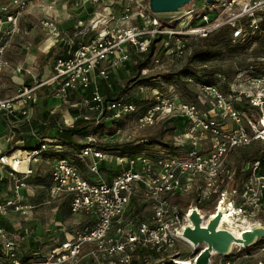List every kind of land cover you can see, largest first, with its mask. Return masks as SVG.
<instances>
[{
    "label": "built area",
    "instance_id": "1",
    "mask_svg": "<svg viewBox=\"0 0 264 264\" xmlns=\"http://www.w3.org/2000/svg\"><path fill=\"white\" fill-rule=\"evenodd\" d=\"M35 1L0 0V74L9 67L6 52L18 33L20 18ZM79 1L73 0V5L78 6ZM114 1L106 8L104 20L89 16V21L78 20L73 27L78 40L64 41L66 52L51 59L50 75L0 97V111L12 122H30L41 100L40 91H48L52 107L76 96L72 107L79 116L93 118L94 126L134 115V127L143 130L161 117L176 119L185 142L152 156H115L116 170L108 181H91L73 161L55 160L46 183L47 194L52 199L67 196L70 214L85 217V223L46 252L35 250L26 256L14 233L0 226V264H178L172 250L179 240L170 228L181 225L182 210L191 200L198 208H212L230 180L235 186V212L264 214V0H215L210 4L193 0L189 8L181 7L163 19L149 11L147 0ZM56 3L48 1L39 23L47 36L59 43L61 32L52 20ZM222 31L228 32L232 44L249 41L251 46L262 40L261 54L253 65L227 78L215 74L216 84L197 82L186 75L184 81L196 91L195 101L182 99L172 86L164 91L145 81H155L163 67L179 64L192 42ZM150 50V60L140 69L135 85L134 97L140 102L106 100L98 83L125 67L133 55ZM75 119L71 116L62 123L71 126ZM51 141L43 139L39 148L25 150L19 157V149L8 155L0 153L1 177L11 184L10 194L0 201L1 217L11 213L26 216L33 209L23 192L33 176L32 165ZM87 143L76 157L90 160L89 170L97 175V161L109 155L97 147L96 140ZM241 152L240 167L235 171L227 167L229 158ZM185 195L189 197L184 203L181 198ZM133 200L148 209L146 214L129 211ZM263 243L260 251H264ZM138 251L145 253L138 255Z\"/></svg>",
    "mask_w": 264,
    "mask_h": 264
},
{
    "label": "rangeland",
    "instance_id": "2",
    "mask_svg": "<svg viewBox=\"0 0 264 264\" xmlns=\"http://www.w3.org/2000/svg\"><path fill=\"white\" fill-rule=\"evenodd\" d=\"M45 1L46 3H44ZM48 1L49 0H42L40 6H38L39 9H32L27 14L26 17L30 23L29 27L22 28V32L14 41V46L12 48L10 47V50L7 53L8 56L12 58L11 61L13 63L23 65V69L26 67V71L22 70V73H24L26 76L24 79V84L32 82V78L30 76L35 77L41 74L43 75L46 73V71H50V60H48L43 67L41 65V61H43L42 59L45 55V49L40 47L42 44H44L43 42L48 36L39 23V19H41L46 14L45 5L48 3ZM114 2V0H80L79 5L74 6L73 0H57L60 12H58L57 15H55L53 12L52 14H54V17L52 18L54 23L57 24L58 29L61 30V37L58 40V42H61V44L59 45L58 43L56 47H54V55H57L61 50H63L64 47H62V44L68 38H70L72 42H76L78 40L79 35L74 33L72 28H67L75 20V18L82 20H86L87 18L88 20V18L91 17L92 19L101 18L104 20L103 14L105 13L106 8L108 6H113ZM58 8L55 7L54 11L56 12V9ZM95 10H97V12H99L101 15L99 16ZM30 14H32L34 17H32ZM169 16L170 15H168V13L160 14L159 18L163 19L168 18ZM261 19L264 20V11L261 14ZM62 22H64V24H68L69 22V25H65L62 28L59 26V24ZM205 43L206 41H200L196 43L197 49L203 50L206 48V51L204 54L195 56L190 60L189 64L196 69H221L222 71L231 72L233 70L239 69L240 66H243L248 62L254 63L256 58L260 56L262 50L261 43L259 42L252 44L247 49L241 48L239 43H219L216 46L208 47ZM25 46L29 47V49L25 50ZM192 49L193 47L189 48L186 57L179 64L172 67H163L162 70L156 76H154L155 81L146 82L152 86H159L160 88H163L164 91L170 88L169 86H172L176 89L182 99L195 101L198 97L194 96L195 94L193 92L196 91L190 86H187L186 88L183 84L186 74L187 76L190 75L189 71L187 70L185 71L187 73L183 74L179 73V70L185 66L187 58L190 55ZM27 57L30 59L33 58L30 60L31 64H27ZM53 57L51 56V59ZM24 60L26 61L25 63ZM36 62L37 65H35ZM122 68L123 67L115 69V71L112 72V77L114 78L112 82V88L113 91H116L117 93L119 92V89H121L120 87H123L124 91L121 93L122 95H120V97L122 100L130 101L135 98L134 93L137 79L134 81H129L132 77L131 73L129 71L123 72ZM0 82L3 83L0 97H5L7 94L9 95L16 88V86L10 81V79L7 78V76H3ZM100 82H102V80ZM105 91H107L109 94H112L110 89H105ZM47 95L48 91H40V102L44 105L48 103ZM75 102H77V100H74L73 102L68 101L67 103H61L60 111L63 121L69 120L68 115H72L71 109H74L72 104ZM175 120L176 119L173 118L161 117L152 127L143 130H137L134 127L135 116L129 115L122 118L119 122H102L99 124V127L91 130L92 132L89 137L81 139V142L87 143L92 138L96 140L101 149H106L107 146H110V149L112 150L109 152L114 157L116 155L127 154L123 146L128 142L132 143L134 146L144 147V149H140L141 153H146L152 156L158 153L160 150H166V148H163L160 143L168 146H181V144L185 142L183 131ZM0 127H3L2 131H0V135L4 134L6 140L8 141L5 149L9 148L12 136L15 134H26L27 132L23 125L18 124L11 126L10 119L2 111H0ZM117 128H120V132L117 131ZM152 140L159 143H149ZM14 142L16 145H18L19 141L17 139ZM116 144H122L121 150H116ZM51 149H54L52 151L54 153H71L70 150L63 147L55 148L54 146L50 145L49 149L47 150ZM45 152L42 153L44 154L43 156L41 154L44 160L41 162V165L38 169L43 175H47L51 171L53 162L58 159L56 157L50 156L51 153L46 154ZM243 157V152L235 153V155H232L227 161V167H230L231 169L233 168L235 171V168L238 169L240 167ZM254 157L255 156L252 158ZM81 164L82 166L80 170L83 176L91 181H108L116 170L115 158H110L109 156L105 160L97 161L96 165L99 173L97 174L98 176L94 175L89 170L88 165L92 164L90 160H85V162L82 161ZM238 176H240V173H238ZM10 185V181L8 180L5 183H0V200L7 197L8 193L11 192ZM30 188L28 190L31 191L27 190L26 193H24L26 200L28 199L27 201H29L30 199V201H33V203L36 205L33 207V209H31L30 213H28L26 216L14 213H11L5 217L0 216V223H4V225L11 229L9 230L14 233L16 242L18 243V248L25 256L31 251L35 250L46 252L62 239V234L64 232H71L85 223L81 215H70L63 206L61 207L60 203L63 200L62 197L52 199L47 195V192L44 188H40V190L37 189L36 194L32 195L33 191ZM188 197L189 195L183 196L181 201L185 203L188 201ZM147 211L148 209L145 208L141 210L140 213L146 214ZM261 245L262 244H258L249 249H242L235 255L223 258L220 264H225L226 261H230V264H264V251H260ZM172 251L177 254L178 259L190 260L196 254L189 246L180 241L176 242L175 248ZM212 264H218L217 259H215Z\"/></svg>",
    "mask_w": 264,
    "mask_h": 264
},
{
    "label": "trees",
    "instance_id": "3",
    "mask_svg": "<svg viewBox=\"0 0 264 264\" xmlns=\"http://www.w3.org/2000/svg\"><path fill=\"white\" fill-rule=\"evenodd\" d=\"M261 24H262V27L264 28V20H262ZM200 41H206L205 44L208 47V46H216L219 43L228 44V43H230V38H229L227 31H222L219 34L212 36L210 38H205V39H201V40L196 41V42H192L191 47H193V49L191 50V53L187 58V62L185 63V66L181 70H179L180 74L187 73L185 71L188 70L190 76H192L195 81L202 82V83H214V84H216V83H218V80L214 76L215 74L225 75L227 78L231 75L232 72L234 73L238 70V69H236V70H233L231 72H228V71H222L221 69H207V68L196 69L193 66H191L189 64L190 60L195 56L204 54V52L206 51V48H204L203 50L196 48V43L200 42ZM257 42L261 43V46H262V43H263L262 40L259 39V40H257ZM239 44H240V47L243 49H247L250 46L249 41L240 42ZM53 50H54V48L51 47L48 50V52L44 55V57L42 59L43 61H41L42 66L51 58V56L53 57V55H54ZM65 50H66V46H64L63 50H61L57 55L64 54L66 52ZM151 53H152V50H150L147 54H144V55H140V56L133 55L132 61L130 63L126 64L125 67L122 68L123 72L129 71L131 73L132 77L130 78L129 81H134L135 79H137L140 69L148 64V61L150 60ZM57 55H54V57ZM249 64L253 65L254 63L248 62L245 65L240 66L239 69L242 67H245ZM113 80H114V78L112 77V72H111L109 74V78L107 79V81H102V82L98 83L99 91H100L101 95H103L105 97L106 100L119 99V98H121L120 97V95H122L121 93H123V91H124L123 87H120L121 89H119V92H117V93H116V91H113V88H112ZM145 81L151 82L150 80H147V79ZM101 83H103V84H101ZM183 84L187 88L188 85L186 84L185 81H183ZM105 89H110L112 91L111 92L112 94L107 93V91H105ZM90 92H91L90 90H87L85 93L87 95H89ZM193 93L195 94L194 96L197 97L196 92H193ZM74 100H76V96L72 97L69 101L73 102ZM132 101L134 103L140 102V100H138V98H134ZM57 106H59V105H56V106L51 107V108H45V109H40L39 107H35L36 110L34 111V115L31 119V124L29 126H26V127H30V128L25 127V129L27 130L26 134H22V135L21 134L20 135L15 134L14 136H12L10 146H9V148H7L5 150L4 153L8 155L17 149L32 150L35 148H39L40 144H42V142H43V139H51L52 141L49 142V145L67 148L68 150H70L71 153H69V154L66 152L54 153V152H52L54 149L46 150L45 153L46 154L51 153L50 156L56 157L58 159L59 158H66V159L73 161V163H75V165L78 167L81 175L83 176V174L80 170L81 166H82V164H81L82 160L78 159L76 157V155L80 152V150L83 147L87 146L88 143L81 142V139L89 137V135L92 132L91 130L96 129L97 127H99V125L94 126L93 118H88V116H79L77 109H71V113H72L71 116L76 117V119L74 120V122L72 123L71 126H66L62 123V114L59 111V107L56 108ZM175 121H177V120H175ZM52 131H53V133H52ZM17 139L22 141L21 145L15 144L14 141ZM149 143L158 144L159 142H155L152 140ZM160 145H162L163 148H166V149H174L173 146H168V145L161 144V143H160ZM97 146H98V148H100L99 144ZM115 146H116L117 151L121 150V148H122V144H116ZM123 147L125 148V151L127 152L126 156H134L137 154H141L140 149H144V147H142V146H134L132 143H128V142L126 144H124ZM101 150L104 153L108 154V153H110L109 151L112 149H110V146H107L106 149H101ZM255 154L256 153L253 152L250 155L251 158L253 156H255ZM247 158H249V157H247ZM46 176L47 175H43L42 173H40V170H39V173L37 175L33 176L31 181L29 179V182H32V185L45 186ZM7 180H8L7 177H1V174H0V183H5ZM9 194H10V192L8 193V195ZM62 198H63V200L60 203L61 207L63 206L67 210V212L70 213L69 207H68L69 206V198L67 196H63ZM1 200H3V199H1ZM143 207H144V205L137 206L136 202L133 200L130 204L129 211L131 213L138 214L143 209ZM0 225H2L3 228L5 230H7L8 232H11L10 231L11 229L9 227H7L6 225H4V223H0ZM63 237H64V235L62 234V239H63ZM144 253H145L144 251H138L137 252L138 255H143Z\"/></svg>",
    "mask_w": 264,
    "mask_h": 264
},
{
    "label": "water",
    "instance_id": "4",
    "mask_svg": "<svg viewBox=\"0 0 264 264\" xmlns=\"http://www.w3.org/2000/svg\"><path fill=\"white\" fill-rule=\"evenodd\" d=\"M193 0H147V7L155 14L189 8ZM212 3L215 0H201ZM235 186L230 180L222 189L220 198L209 209L198 208L195 200L182 210L181 225L172 226L171 233L194 251L191 264H218L223 258L235 255L242 249L264 242V214L237 213L234 210Z\"/></svg>",
    "mask_w": 264,
    "mask_h": 264
},
{
    "label": "crops",
    "instance_id": "5",
    "mask_svg": "<svg viewBox=\"0 0 264 264\" xmlns=\"http://www.w3.org/2000/svg\"><path fill=\"white\" fill-rule=\"evenodd\" d=\"M41 1L42 0H36L35 1V3L29 8V9H27V11L23 14V16L20 18V21H19V30H18V33H17V35H16V37H15V39H14V41L16 40V38H17V36H19V34L22 32V28H27V27H29V25H30V23H29V20H28V18L26 17L27 16V14L32 10V9H35V8H37V9H39L38 8V6H40V4H41ZM44 3H46V1L44 2ZM56 7L58 8V4L56 3ZM59 9L60 8H58V9H56V12H54V14L55 15H57L58 14V12H60L59 11ZM54 14H52V17H54ZM30 15H32V14H30ZM32 17H34L33 15H32ZM87 19V18H86ZM40 20V19H39ZM52 20H53V18H52ZM78 20H80V19H76L75 18V20L70 24V26H68L67 28H72V31H73V27L75 26V25H77L78 24ZM85 20V19H84ZM32 21V20H31ZM54 21V20H53ZM56 26H57V24H55ZM65 25H69V22H68V24H64V22H62V23H60L59 24V26L60 27H64ZM57 28H58V26H57ZM61 31V30H60ZM44 44H42V46L40 47V48H42V49H45L44 50V52H45V54L48 52V50L51 48V47H56V45L58 44L57 43V40H55L54 38H51V37H47L46 38V40L43 42ZM14 46V42H13V44H12V46H10L11 48ZM24 49L25 50H28L29 49V47H24ZM9 50H10V48L8 49V51L6 52V59H8V61H9V67H7V68H5V69H3L2 71H1V74H0V80H2V78H3V76H7V78L8 79H10V81L15 85V86H20V85H22V84H24V79L26 78V76H25V74L24 73H22V70H24V71H26L27 69H26V67H25V69H23V65H20V64H18V63H13L12 61H11V59L12 58H10V56H8V52H9ZM31 59H33V58H31ZM29 57H27V60H28V62H27V64L28 63H30L31 60ZM50 61H51V58L49 59ZM26 61L24 60V63H25ZM31 64V63H30ZM33 64H34V62H33ZM35 65H37V62L35 63ZM41 65H42V63H41ZM45 65V64H44ZM43 65V66H44ZM42 66V67H43ZM38 67V66H37ZM50 72H51V67H50V71L48 72V71H46V73H44L43 75L41 74V75H38V76H30L31 78H32V82H34V81H39V80H42V79H45V78H47L49 75H50ZM29 75H31V74H29ZM28 79V78H27ZM31 82V83H32ZM2 87H3V83H1L0 82V92H1V89H2ZM11 94V93H10ZM8 95V94H7ZM50 106V107H49ZM35 107H39L40 109H45V108H51L52 106L51 105H49L48 103L47 104H43V103H38V105H36ZM35 107H34V109H35ZM59 107V111H60V109H61V107H60V105L59 106H57L56 108H58ZM36 110V109H35ZM34 110V111H35ZM60 113H61V111H60ZM33 115H34V113H33ZM68 119H70L71 118V116L70 115H68ZM11 121V120H10ZM18 124H20V125H23V127H26V126H29L30 124H31V120H30V122H19V123H16V122H12L11 121V126H14V125H18ZM26 128H30V127H26ZM2 129H3V127H0V131H2ZM32 132V131H31ZM18 145H21L22 144V141L21 140H19L18 139ZM7 140H6V138H5V135L4 134H1L0 135V153H4L5 152V148H6V144H7ZM50 146V145H49ZM48 146V147H49ZM55 147V146H54ZM56 148V147H55ZM49 149V148H48ZM19 153H16V156H21V155H23V151H25V150H20L19 149ZM46 151V150H45ZM44 151V152H45ZM5 154V153H4ZM108 155H109V157L110 158H114V156H112V154L111 153H108ZM42 156H43V154H42ZM41 156V158L39 159V161L37 162V163H35V164H33L32 165V168H33V170H34V172H33V176H35V175H37L39 172V167H40V165H41V162L44 160L43 159V157ZM24 167H25V163L23 162V164H21V166H20V168L21 169H24ZM115 173V172H114ZM0 174L2 175V174H4V169H2L1 167H0ZM49 174H50V172L47 174V176H46V178H45V182L48 184V182H49ZM114 175V174H113ZM33 176H31L30 177V181H31V179H32V177ZM31 187V188H30ZM32 189V195H34V194H36V191H37V189H39L40 190V188H44L45 190H46V192H47V187H46V184H45V186H42V185H32V182H29V187L27 188V189H25L24 190V192L23 193H26V191L28 190V189ZM28 191H31V190H28ZM48 193V192H47ZM48 195V194H47ZM26 199V198H25ZM28 200V199H27ZM28 202H30V203H32L33 204V207H35L36 205H35V203H33V201H30V199H29V201ZM69 207V206H68ZM30 213V212H29ZM69 213V212H68ZM70 214V213H69ZM71 215V214H70ZM83 217V216H82ZM83 220H84V222H85V217H83ZM79 228V227H78ZM77 228V229H78ZM76 230V229H75ZM75 230H72L71 232H74ZM71 232H64L63 233V235H65L66 233L68 234V233H71Z\"/></svg>",
    "mask_w": 264,
    "mask_h": 264
},
{
    "label": "bare ground",
    "instance_id": "6",
    "mask_svg": "<svg viewBox=\"0 0 264 264\" xmlns=\"http://www.w3.org/2000/svg\"><path fill=\"white\" fill-rule=\"evenodd\" d=\"M177 263H178V264H191V263L189 262V260H187V259H179V261H177Z\"/></svg>",
    "mask_w": 264,
    "mask_h": 264
}]
</instances>
